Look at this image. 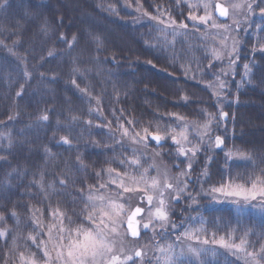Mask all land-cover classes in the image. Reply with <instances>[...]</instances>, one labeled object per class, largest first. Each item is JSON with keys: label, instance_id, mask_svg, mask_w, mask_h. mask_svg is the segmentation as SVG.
Returning a JSON list of instances; mask_svg holds the SVG:
<instances>
[{"label": "trees", "instance_id": "1", "mask_svg": "<svg viewBox=\"0 0 264 264\" xmlns=\"http://www.w3.org/2000/svg\"><path fill=\"white\" fill-rule=\"evenodd\" d=\"M252 4L246 25L234 32L235 63L223 75L229 58L213 56L222 36L189 21L188 9L177 0H7L0 8V231L8 232L0 237V264H20L21 253L38 256L29 236L43 240L57 208L71 218L72 227H91L81 212L90 189L104 182L109 190V168L113 176H139L140 169L120 162L139 150L121 137V124L130 132L159 128L163 144L149 140L145 150L162 154L160 161L175 174L189 158L171 142L177 134L172 130L201 126L208 115L216 117L211 141L220 136L224 143L212 149L207 136L200 142L189 133L188 148L200 151L191 158L185 191L170 200V224L177 227L151 242L153 256L145 264H161L162 259L154 261V251L169 245L177 249L185 232L193 233L190 240L197 243V236L211 241L214 233H231L239 243L247 232V250L259 251L264 211L217 204L204 194L228 183L249 187L264 169V0ZM153 17L173 19L176 25L166 27ZM181 22L188 27L180 28ZM245 64L251 68L247 74ZM217 76L226 82L220 96L210 87L218 86ZM221 111L227 113L223 121ZM229 152H244L252 160L229 158ZM146 236L142 231L139 240ZM217 252L213 264H245Z\"/></svg>", "mask_w": 264, "mask_h": 264}, {"label": "snow or ice", "instance_id": "2", "mask_svg": "<svg viewBox=\"0 0 264 264\" xmlns=\"http://www.w3.org/2000/svg\"><path fill=\"white\" fill-rule=\"evenodd\" d=\"M188 0H177V3H186ZM7 6V0L0 3V8H5ZM190 9L196 7H203L205 10L204 15L197 16L191 11L189 13V18L198 23L207 25L209 21H212L211 26L213 28H223L224 31H229L228 26L218 24L215 19H213V13L211 11L212 4L211 0H201L200 4L188 3ZM229 7L234 11L240 10L242 8H247L249 12L253 10V4L248 2V0H243L241 3H232L230 6H223L220 3L214 5L215 12L219 17L227 18L229 16ZM262 15H264V8L260 9ZM147 15V13H145ZM164 13L161 12V16ZM153 19L158 20L159 23L165 24L166 27L176 25V21L170 19L168 21L161 19L160 17H153ZM180 28H187L188 25L181 22L179 24ZM175 32V29H173ZM162 31V30H161ZM63 39V36L61 37ZM228 37H224L226 41ZM3 41H0L2 44ZM71 47V45H69ZM227 45H224L222 50H214L213 56L217 60H222L225 53L229 57L230 64L228 70H223V75H228V71L231 70V65L235 63L232 59L236 48L235 42L232 46V51L226 52ZM11 51V49H9ZM261 51H264V45H261ZM51 56V53H49ZM245 73H249L251 68L248 64L244 65ZM27 76L28 73L25 72ZM219 81L218 86L213 84L210 85L214 89L213 95L220 96L222 90L226 87V82L223 81L220 76H217ZM75 83V81H73ZM22 95V92H17V96ZM227 116V113L221 111L219 113V120L223 121ZM43 121L48 120V116L44 115L41 117ZM182 119V118H179ZM216 119L215 116L208 115L205 123L200 126L202 129L200 133V142H203L205 136L209 138L211 143V133H212V123ZM129 124H133L134 121H129ZM121 137L129 138L131 142L135 145H142L143 147L148 146V137L151 141H154L157 145H161V141L164 136L160 134V129L157 128L155 132H150L149 127H145L141 132H130L128 128H125L123 124L120 125ZM175 132V130H172ZM167 135V133H165ZM171 139L173 143L179 145L178 151L181 156H186L189 158L188 171L192 168L191 158L195 157L200 151L199 147L193 146L192 148H185L181 141H187L188 136L186 135L185 129L179 133L172 135ZM62 142L64 144H70L68 137H62ZM117 144H121L122 140H116ZM224 141L220 136H216L214 144L216 148H220ZM138 149H133V158L130 160L121 159V164H126L129 167L138 166L139 159L135 158V152ZM189 153L191 154L189 156ZM229 158L233 155L238 156L246 161H251L252 157L244 152H229L226 154ZM4 157H0V160ZM114 169L109 168L108 172V183L115 185L116 189L114 195L101 194L100 189H106L108 184L101 182L99 184V189L89 190L87 194V199L85 201V210L81 212V215L85 220L91 224V227H85L80 224L76 227H72L73 221L66 213L62 212L59 208L53 210L50 213L52 217V223L47 229L48 240L37 241L35 235H30L29 239L33 244L43 252V257H38L33 253L29 257H25L23 253L20 254V260L22 264H129L130 261L135 264V258H141L146 256L147 253L142 250H136L133 255H125L124 249L127 241V237L131 236L133 240L140 237L141 227L145 230V233L151 229L154 236L160 233L161 229H167L171 227L175 229V224H170L169 214L166 207L165 195L167 191L175 193L171 198L173 200H178L180 194L185 191L186 184L182 186L179 177L172 178L165 172L163 174V181L161 182L158 176L152 177L149 181L147 176V170L140 174L139 179L134 176H129V173L125 172L123 175L120 172H116L113 176ZM188 171L180 173V176L187 177ZM101 173H97L100 177ZM206 175V173H205ZM128 177V179H125ZM174 181V182H173ZM60 184L64 185L65 181L60 180ZM49 187H52L49 185ZM142 192L143 196L139 197L141 201H147L148 208H143L140 206L135 207L134 210H130V206H126V200L131 199V197H125L124 193H135ZM212 193H218L224 196H236L242 198L245 202L249 201H260V209L264 211V169L261 170L260 174L254 179L250 180V187L244 186H220L213 187L211 189ZM217 197L214 196L213 199ZM158 199V205L155 203ZM235 202V201H234ZM247 206L255 207V205L247 204ZM127 209V210H126ZM38 211V210H37ZM145 214H147V219L145 220ZM13 217L15 213L13 212ZM0 220L3 217L0 216ZM158 222V223H157ZM38 227H42L39 220L34 221ZM126 224V229L124 225ZM197 231H202L198 229ZM8 230L5 229L0 231V237H6ZM194 234L190 232H185L184 236L186 239H192ZM249 233H245L239 240V243H235L234 237L231 233L225 236H221L219 240L216 239L215 233L211 241L209 239L200 240L197 236V241L203 244L205 247L193 248L189 246L186 252H181L180 255H188L198 264H213V260L218 256L216 247H209V245L217 246L220 249L226 250V254L232 256H239V254H245V264H264V245H261L259 251H248L250 246V241L247 238ZM16 242L15 239L13 241ZM49 245L51 247L49 248ZM159 251L165 253L166 264H177L179 256L172 252V245L168 248H159Z\"/></svg>", "mask_w": 264, "mask_h": 264}, {"label": "rangeland", "instance_id": "3", "mask_svg": "<svg viewBox=\"0 0 264 264\" xmlns=\"http://www.w3.org/2000/svg\"><path fill=\"white\" fill-rule=\"evenodd\" d=\"M253 1L254 0H248V2H251V3H253ZM241 2H243V0H211V4L213 6L212 9H211V11L213 13V19H215L218 24H222V25L228 26L229 31H224L223 28H213L211 26L212 21H209L208 24L205 25V24L198 23L196 21L191 20L189 18V15H188V20L189 21H193V24L195 23V24L199 25L203 30L205 28H212V29H214V31L215 30L218 31V33L222 36V39H220V41L216 42V44H217L216 46L217 47L215 46V44L213 45L214 48H215V50H217V51L222 50L224 48V45H227L226 52H230V51H232V46H233L234 42H235V46H237V42H236V38H235L234 32L239 31V29L244 24L246 25L245 15L246 14H252V13L249 12L246 7L245 8H242L240 10H237V11H234L231 7H229V16H228V18L224 22V21H220L214 15V9H215L214 8V5L216 3H220L223 6H230L232 3H241ZM188 3H192V4H197L198 5V4L201 3V0H188V2H186L184 4H185L186 8L188 9V13H190V11H191L193 14H195L197 16H200V15H204L205 14V10L203 9V7H196V8L190 9L188 7ZM224 37H228V39L225 41L224 40ZM228 58L229 57L225 53V55L223 57V60H227ZM185 126L186 125H182V126H179L178 128L173 129V130H175V133L176 132L179 133L180 131H182V130L185 129ZM201 131H202V129L198 125H195V126L194 125H189V126L187 125L186 126V135L188 136V140L187 141H181V143L184 144L185 148H188L191 145V142H190V139H189L190 134L191 135H194L196 137V139H198L200 141V133H201ZM148 141H149V139H148ZM214 141H215V138L212 139L210 146H211L212 149H217L215 147ZM171 142H173V141H171ZM155 145H157V144H155ZM134 146H136V148H139V150H138L139 154L136 157L137 159H139V165L138 166H132L134 169H136V168H138V170L140 169L139 176H135L137 179H139L141 173H144L145 170H147V176L149 178V181L151 180L152 177L158 176L160 178L161 182H162L163 181V174L166 172L169 177H172V178L179 177L180 180H181L182 186L184 184H186V180L185 179H187V177L180 176V173L181 172L188 171V163H185V160H184V162L182 161L183 164L180 165V167L181 168L183 167V168L182 169L180 168V171L179 172L173 174L172 171H171V169H169L168 167H166L160 161L159 157L162 154L156 152L155 150H153L154 152L152 151L151 153H149V151L147 152L145 150L146 148L143 147L142 145H134ZM177 147L179 148V145H177ZM143 157L146 158V159H143ZM141 167H143L145 169H142ZM125 179H128V178L125 177ZM229 185H231L233 187H235V186H242V185H237V184H233L232 185V184H229V183L228 184H225L224 186H229ZM217 187H220V186H217ZM244 187H248V186H244ZM115 191H119V190L116 189L115 185L110 184L109 190L106 191L104 189V190H101L100 193L101 194H106V195H114V192ZM204 194L207 197L212 198V199H213L214 196H216L217 198L214 199V200L217 202V204H221L223 202H228L233 207L238 206V204H241V205L251 204V205H255V207L248 206L251 209L261 210L260 209V203L261 202L259 200L258 201L245 202L242 198H239V197H236V196H230L229 197V196H224V195H221V194H218V193H212L211 192V189L209 191H206V193H204ZM172 195H175V193H173L171 191H167L166 192V195H165L166 207H167V211H168V214H169V222H171V217H170L171 216L170 215V210H171L170 205L171 204H170V200H173L171 198ZM124 196L125 197H131V199H128L125 202L126 203V206H130V210H132L134 207H137V206H140V207H143V208H148V204H147L146 199L143 200V201H141V199H139V197H142L143 196V193L142 192L124 193ZM174 201H176V200H174ZM155 203L158 205V199H157V201H155ZM146 219H147V214H145V220ZM176 224H178V222ZM87 227H88V225H87ZM168 228H170V227H168ZM45 229H46L45 227H42V229H41L42 232H44ZM164 230H166V229H161L160 230V233L159 234H156L154 236L153 231L151 229H149L146 232L147 236L143 239V242H141L140 240H137V239L136 240H132V239H129L127 237V241H126L125 249H124V254L125 255H129L130 254V255H133V257H134V252L139 249V250L145 251L147 253V255L146 256H143L141 258H135L134 257L135 264H145L146 260H148V262H149L150 259L153 256L152 255L153 249L151 247V242L155 241L156 238L159 237V235H161L164 232ZM142 231L145 232V230H143V228L141 227V232ZM43 237H44L43 238L44 241H47L48 240V236H47L46 233H45V235ZM140 238L142 239L141 236H140ZM219 238H220V236H216V239L217 240H219ZM189 246H191L193 248H202V247H205L203 244H199V243L195 242V240L194 241H191L190 239H186L185 238V240H181L180 241V245H179V247L177 249H176V246L175 247L173 246L172 252L175 253L177 256H179V259L178 260H181V259L187 260L188 259V261H194L188 255H182V256L180 255V253L182 251L183 252H186L187 251V248ZM50 247H51V245H49V248ZM209 247H211V244L209 245ZM218 249H220V248H218ZM220 250L226 252V250H224V249H220ZM252 250L253 249H251L249 251H252ZM38 251H39L38 257H41L42 258L43 257V252H41L40 249ZM154 252L156 254L154 256V261L155 260L162 259L161 264H166L165 253L160 252L159 249H156V251H154ZM231 257H234V258H237V259L239 258V259H241L245 263V258L246 257H245V254L244 253L239 254V256H232L231 255ZM130 263L133 264L132 261H130L129 264ZM20 264H22L21 261H20Z\"/></svg>", "mask_w": 264, "mask_h": 264}, {"label": "water", "instance_id": "4", "mask_svg": "<svg viewBox=\"0 0 264 264\" xmlns=\"http://www.w3.org/2000/svg\"><path fill=\"white\" fill-rule=\"evenodd\" d=\"M214 15L220 20V21H224L225 22V20L228 18H225V17H219L217 14H216V12H215V9H214ZM149 140H151V138L149 137L148 138ZM152 142H154V141H152ZM155 143V142H154ZM163 144V142L161 141V145ZM135 209V207L132 209V210H134ZM124 227H125V229H126V224L124 225ZM128 238L129 239H132L133 240V238L131 237V236H128ZM140 237H138V238H136V239H139ZM135 239V240H136Z\"/></svg>", "mask_w": 264, "mask_h": 264}]
</instances>
